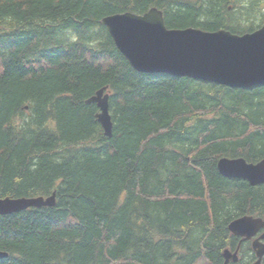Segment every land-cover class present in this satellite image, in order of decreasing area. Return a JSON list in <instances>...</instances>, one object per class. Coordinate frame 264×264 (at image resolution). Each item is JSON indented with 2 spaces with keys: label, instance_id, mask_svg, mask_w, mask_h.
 <instances>
[{
  "label": "trees",
  "instance_id": "obj_1",
  "mask_svg": "<svg viewBox=\"0 0 264 264\" xmlns=\"http://www.w3.org/2000/svg\"><path fill=\"white\" fill-rule=\"evenodd\" d=\"M261 2L0 0V198L55 192L0 214V264H222L230 220L264 215V183L216 167L264 159V85L138 72L101 19L155 7L167 28L243 34ZM105 86L110 137L85 102ZM253 257L245 241L230 264Z\"/></svg>",
  "mask_w": 264,
  "mask_h": 264
},
{
  "label": "water",
  "instance_id": "obj_2",
  "mask_svg": "<svg viewBox=\"0 0 264 264\" xmlns=\"http://www.w3.org/2000/svg\"><path fill=\"white\" fill-rule=\"evenodd\" d=\"M118 51L131 67L144 73H165L212 82L231 88L248 89L264 85V25L243 34L226 29L205 31L199 28H167L161 10L151 7L143 14L116 13L101 19ZM107 86L86 99L94 103L97 121L105 136L112 135ZM217 170L225 177L241 178L256 186L264 183V159L247 162L243 157H221ZM55 192L49 196L0 198V214H12L29 207L52 206ZM228 230L242 241L250 240L258 230L263 233L251 241L256 259L264 255V216L248 214L233 218ZM237 248H225L223 264L238 261ZM7 252L0 251V258Z\"/></svg>",
  "mask_w": 264,
  "mask_h": 264
},
{
  "label": "flooded vegetation",
  "instance_id": "obj_3",
  "mask_svg": "<svg viewBox=\"0 0 264 264\" xmlns=\"http://www.w3.org/2000/svg\"><path fill=\"white\" fill-rule=\"evenodd\" d=\"M262 25H264V23L261 24L260 26H262ZM260 26H258L257 28H259ZM257 28H256V29H257ZM254 30H255V29H254ZM263 216H264V215H263ZM255 217H257V216H255ZM262 233H263V229L258 230V232L255 234V236L252 237L250 240H247V241H249L250 244H251V241H252L254 238H256V237H258L259 235H261ZM237 237H238V236H237ZM239 238H240V237H239ZM261 241L264 242V238L261 239ZM242 242H245V241H242L241 238H240V240H239V244H237L238 248H239L240 243H242ZM237 246H236L233 250H231V251H234V250L237 248ZM252 251H253V250H252ZM253 253H254V251H253ZM255 259H256V256H255V253H254V257H253L252 262H253ZM223 260H224V258H223ZM252 262H251V263H252ZM230 263H234V262H232V261L230 260V261L228 262V264H230ZM251 263H250V264H251ZM261 264H264V255H263V257H262Z\"/></svg>",
  "mask_w": 264,
  "mask_h": 264
},
{
  "label": "bare ground",
  "instance_id": "obj_4",
  "mask_svg": "<svg viewBox=\"0 0 264 264\" xmlns=\"http://www.w3.org/2000/svg\"><path fill=\"white\" fill-rule=\"evenodd\" d=\"M137 14V13H136ZM112 122V121H111ZM111 133H112V128H111ZM250 162V161H249ZM217 163V162H216ZM219 172V171H218ZM224 250V249H223ZM222 253H223V251H222ZM223 263V262H222ZM228 264V263H227Z\"/></svg>",
  "mask_w": 264,
  "mask_h": 264
},
{
  "label": "rangeland",
  "instance_id": "obj_5",
  "mask_svg": "<svg viewBox=\"0 0 264 264\" xmlns=\"http://www.w3.org/2000/svg\"><path fill=\"white\" fill-rule=\"evenodd\" d=\"M261 1H262L261 3L264 5V0H261ZM257 24H258V22H257Z\"/></svg>",
  "mask_w": 264,
  "mask_h": 264
}]
</instances>
